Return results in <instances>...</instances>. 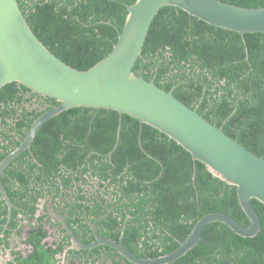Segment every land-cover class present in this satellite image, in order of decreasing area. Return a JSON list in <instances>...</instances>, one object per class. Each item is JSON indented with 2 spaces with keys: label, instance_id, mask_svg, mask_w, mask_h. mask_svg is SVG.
Listing matches in <instances>:
<instances>
[{
  "label": "trees",
  "instance_id": "16d2710c",
  "mask_svg": "<svg viewBox=\"0 0 264 264\" xmlns=\"http://www.w3.org/2000/svg\"><path fill=\"white\" fill-rule=\"evenodd\" d=\"M17 1L47 48L68 65L86 70L111 51L127 6L136 0ZM221 1L264 7V0ZM133 71L165 90L172 89L180 101L264 157V33L242 36L165 5L150 24ZM23 92L31 91L16 82L7 83L0 88V102L15 98L19 103ZM37 97L51 104L41 111L32 110V119L57 103L50 97ZM118 121V112L111 109L63 110L40 126L37 135L49 150L38 149L36 154L40 160L45 155L52 158L53 149L59 150L63 144L72 166L93 151L87 162L101 178L108 171L123 173L129 213L137 216L140 228H149L150 234L142 241L149 251L138 252L140 255L171 252L196 221L210 212H224L242 225L249 224L236 187L214 177L181 145L150 125L124 114L119 143L111 157L107 156L116 142ZM84 145L86 150L80 152ZM251 202L261 219L255 236L237 235L222 222L208 223L198 244L172 264H264V204L255 199ZM144 235L138 229L129 232L126 244ZM47 262L34 254L17 264Z\"/></svg>",
  "mask_w": 264,
  "mask_h": 264
},
{
  "label": "water",
  "instance_id": "95a60500",
  "mask_svg": "<svg viewBox=\"0 0 264 264\" xmlns=\"http://www.w3.org/2000/svg\"><path fill=\"white\" fill-rule=\"evenodd\" d=\"M165 5L181 8L210 25L242 36L264 33V7H245L221 0H136L127 6V16L111 51L90 68L80 70L57 57L37 37L17 0H0V88L16 82L57 102L34 121L19 150L30 147L39 127L63 110L111 109L118 112L119 121L116 142L109 154L119 143L126 114L141 125H150L164 133L187 150L194 162L200 161L214 177L236 187L248 225L224 212H210L196 221L177 248L149 258L136 257L122 242L102 241L134 264L174 263L198 244L203 228L215 221L224 223L237 235L253 237L261 229V219L251 201L264 204V157L180 101L172 89L165 90L153 79L147 80L133 71L150 24ZM73 242L75 248L92 246H83L75 239Z\"/></svg>",
  "mask_w": 264,
  "mask_h": 264
},
{
  "label": "flooded vegetation",
  "instance_id": "af4514ba",
  "mask_svg": "<svg viewBox=\"0 0 264 264\" xmlns=\"http://www.w3.org/2000/svg\"><path fill=\"white\" fill-rule=\"evenodd\" d=\"M37 96L23 92L19 103L15 98L0 102V264H17L34 254L46 264H134L105 240L122 242L136 257L149 258L139 254L149 251L142 242L149 228H140L137 216L129 213L123 173L108 171L101 178L87 162L93 151L72 166L63 144L53 149L52 158L40 160L38 149L49 148L39 129L30 147L19 150L38 118L32 119V110L51 104ZM137 229L145 235L127 245L129 232ZM74 239L92 246L75 248Z\"/></svg>",
  "mask_w": 264,
  "mask_h": 264
}]
</instances>
